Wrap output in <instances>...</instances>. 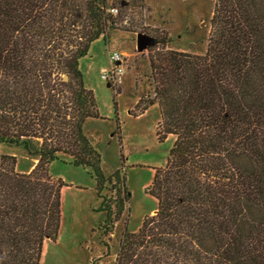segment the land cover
<instances>
[{"label":"trees","instance_id":"1","mask_svg":"<svg viewBox=\"0 0 264 264\" xmlns=\"http://www.w3.org/2000/svg\"><path fill=\"white\" fill-rule=\"evenodd\" d=\"M135 1L0 0V144L37 159L21 172L0 157V264H40L58 235L60 154L93 170L105 235L128 205L123 170L105 177L82 130L99 115L78 61L110 29L137 32ZM210 26L203 54L143 33L151 91L134 110L157 104L158 137L174 142L146 189L156 211L122 232L115 264H264V0H215Z\"/></svg>","mask_w":264,"mask_h":264},{"label":"rangeland","instance_id":"2","mask_svg":"<svg viewBox=\"0 0 264 264\" xmlns=\"http://www.w3.org/2000/svg\"><path fill=\"white\" fill-rule=\"evenodd\" d=\"M214 3L215 0H136L137 6H131L132 13L127 18L137 32L110 29L106 42L102 37L95 39L88 54L78 61L84 85L93 90L99 115L86 119L82 130L101 155L100 168L105 177L123 170L130 198L112 233L105 235L99 226L106 211L101 209L103 200L95 190L93 170L58 155L50 163L49 173L64 183L60 192L61 219L56 238L43 243L40 264H115L122 232L136 231L144 218L154 213L157 200L146 189L155 168L164 167L174 137L169 134L159 139L157 104L143 112L134 110L139 97L151 91L149 44L138 49L137 34L164 32L170 38L169 48L203 54L211 32ZM107 4L110 6L111 0ZM111 53L122 55L124 68L123 77L113 88L103 77L111 70ZM12 150L17 153L16 164L22 154L32 159L22 147L5 144H0V157ZM18 162L28 163L24 159ZM109 188L106 183L100 196L112 199Z\"/></svg>","mask_w":264,"mask_h":264},{"label":"built area","instance_id":"3","mask_svg":"<svg viewBox=\"0 0 264 264\" xmlns=\"http://www.w3.org/2000/svg\"><path fill=\"white\" fill-rule=\"evenodd\" d=\"M111 10L113 11V13H117L116 9L111 8ZM110 57L112 60L111 70L109 71V73L107 71L104 72L103 77L109 81L111 86L114 87L120 81L121 77H123L124 68L121 63L123 61V57L119 53H111Z\"/></svg>","mask_w":264,"mask_h":264},{"label":"crops","instance_id":"4","mask_svg":"<svg viewBox=\"0 0 264 264\" xmlns=\"http://www.w3.org/2000/svg\"><path fill=\"white\" fill-rule=\"evenodd\" d=\"M6 153L7 154H11V155L14 154V156L17 154L14 150L8 151ZM20 159L27 160L28 163L23 164V165H20L19 162H18V160H20ZM36 162H37V159L32 158V159L29 160V158L23 157V154H22V155H20V158H17V164H16V166L19 169V171L25 172V171L31 170L34 167V165H35Z\"/></svg>","mask_w":264,"mask_h":264},{"label":"water","instance_id":"5","mask_svg":"<svg viewBox=\"0 0 264 264\" xmlns=\"http://www.w3.org/2000/svg\"><path fill=\"white\" fill-rule=\"evenodd\" d=\"M148 41L149 40H147V38L144 36V34H137V48L138 49H142V47L145 46V44H147Z\"/></svg>","mask_w":264,"mask_h":264},{"label":"bare ground","instance_id":"6","mask_svg":"<svg viewBox=\"0 0 264 264\" xmlns=\"http://www.w3.org/2000/svg\"><path fill=\"white\" fill-rule=\"evenodd\" d=\"M153 212H155V209L153 210Z\"/></svg>","mask_w":264,"mask_h":264}]
</instances>
